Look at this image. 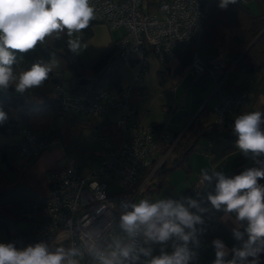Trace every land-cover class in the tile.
I'll return each instance as SVG.
<instances>
[{"label": "built area", "instance_id": "built-area-1", "mask_svg": "<svg viewBox=\"0 0 264 264\" xmlns=\"http://www.w3.org/2000/svg\"><path fill=\"white\" fill-rule=\"evenodd\" d=\"M213 1L159 0L153 12L143 9V0H90V3L96 20L110 28L124 29L116 41V47L124 61L135 60L133 81L138 84L147 72L150 55L156 58L160 67L176 57L178 48L200 38ZM233 68L234 63L226 62L220 54L208 59L194 54L187 66L195 76L215 72L217 91L227 85ZM56 89L61 94L58 115L66 117L83 113L105 116L110 120L116 112L114 124L119 129L121 139L117 145L102 152L96 165L85 174L80 173L75 158L66 154L64 164L51 176L52 183L40 204L41 221L35 227L32 239L34 244H47L51 251L58 247L66 251L77 250L79 254L69 255L68 259L78 264H100L97 253L112 251L111 230L128 209L123 205H131L137 197L142 199L145 186L171 154L181 133L173 137L169 131L157 130L152 124L136 120L129 102L131 85H125L120 92L101 88L87 96L70 94L62 86ZM248 105L245 91L221 95L212 106L214 121L222 123L229 116H237ZM18 132L22 138L18 153L25 158H32L55 144L54 139L41 140L28 127H21ZM211 147L212 142H208L202 147V153L209 155ZM249 159L264 167V157ZM205 184L200 175L180 200L186 204L189 199L196 201ZM198 204L206 212L218 216L209 201ZM131 242L132 238L126 234V244ZM135 242L138 248L145 245L142 235L137 236ZM215 258L209 256L199 264H213ZM148 260L141 263L147 264ZM260 261L264 264V253L260 255ZM125 264L132 262L126 261Z\"/></svg>", "mask_w": 264, "mask_h": 264}, {"label": "trees", "instance_id": "trees-1", "mask_svg": "<svg viewBox=\"0 0 264 264\" xmlns=\"http://www.w3.org/2000/svg\"><path fill=\"white\" fill-rule=\"evenodd\" d=\"M157 3L158 1L152 2L153 8L157 7ZM219 3L220 0L213 1L204 21L200 38L188 46L177 49L176 58L178 59V65L175 71L181 72L182 69L186 68L190 58L194 54L198 56L200 44L205 43L215 49V53L210 56L220 54L226 62L234 63L232 72L240 71L244 73V81L251 83L256 80V77L264 76V14L253 13L245 2L241 0H237L235 4H229L226 10L219 8ZM95 22L99 21L93 18L89 26L81 31V40L83 42L91 37L93 33L92 25ZM68 41L67 30L58 33L54 32L52 35L47 36L43 42H38L34 49L26 53L15 52L17 62L12 65V68L14 75L17 77L21 72L30 69L35 63L48 66L52 59L60 62L62 70L55 71L51 69L47 79L40 87L29 88L22 93L15 90L14 83L10 84L7 90H0V110L6 114V117L11 109L17 110L15 118L7 117L4 122L0 123V136H7L11 131L18 132L19 128L28 127L36 132L41 140L54 139L56 142V139L62 138L59 127L54 124L55 118L58 116L57 108L61 101V94L58 93L57 86H62L70 94L80 96L91 95L101 88L120 92L125 86L121 80V66L124 64V59L116 47L117 40L109 43L100 55L87 64H83L75 51L69 48ZM210 56L202 59H208ZM64 72L68 73L67 78L64 77ZM158 76L161 84L165 85L168 82L166 64L159 67ZM81 78H85L87 80L86 83H79ZM260 83L261 81L258 84ZM247 87L236 85L230 88L227 84L219 92L221 95L241 90L246 92ZM133 89L134 86L131 85V92ZM248 100H250L249 97ZM209 112L212 114V118H205L204 116ZM239 115L229 116L224 122L217 123L214 121L212 108L209 109V106L204 104L187 125H183L182 128L177 130H168L164 123H152L157 130L171 132L173 137L181 134L175 142L171 154L148 181L144 188L142 199L154 202L153 196L169 183V176L172 171L178 167L188 171V157L197 149L202 139L209 142L216 138L237 141L238 136L233 132V125ZM66 121L69 124H75V116H66ZM261 128L264 129V125H261ZM21 140L22 138L15 145L17 149ZM10 146L9 142H0V163L5 167L4 178L0 179V196L9 189L12 182L16 179V176L8 178L7 173H16L17 175L19 173L11 162V158H9L8 148ZM72 152L70 151L69 153L72 155ZM38 155L26 158V166L32 163ZM262 157L264 156L258 157V159ZM253 167L259 168L258 163L248 158L246 163L238 162L230 173L224 174L231 178ZM24 173L25 170H23L22 176ZM213 173L209 172L208 174L213 177L211 182L206 181L208 194H215L216 179ZM51 183L52 180L50 178L49 186ZM258 183L264 185V179H258ZM196 201L201 204L208 202L200 198V196L197 197ZM40 208V205H36L31 211L14 212L10 206H0V228L5 230L11 243H14L17 249H19L17 246V234L31 243V245H34L32 233L41 221ZM127 210H130V207ZM201 217L203 223L200 225L203 228L200 231L201 234L197 237L206 239L211 244H213L212 242L215 239L222 240L225 228L222 225L213 226L219 218V213L218 216H215L203 211L201 212ZM25 221L30 223V225L28 229L22 231L20 223ZM118 222H120V219Z\"/></svg>", "mask_w": 264, "mask_h": 264}, {"label": "clouds", "instance_id": "clouds-1", "mask_svg": "<svg viewBox=\"0 0 264 264\" xmlns=\"http://www.w3.org/2000/svg\"><path fill=\"white\" fill-rule=\"evenodd\" d=\"M237 0H220L219 8L226 10L229 4ZM94 18V8L90 0H0V90H7L15 84L17 92L40 87L51 70L49 66L35 63L30 69L17 77L12 65L16 63L15 52L26 53L35 48L38 42L54 32L67 30V35L80 33L89 26ZM72 51L79 47L78 40L69 39ZM6 114L0 110V123L6 120ZM264 112L255 111L239 115L233 125L238 136L236 146L245 157L256 159L264 156ZM215 194L209 193L207 200L225 215L235 214L238 227L233 229L241 247L231 249L232 258L226 259L229 249L220 239L213 240L215 260L213 264H261L260 255L264 253V185L258 179H264V167L249 168L231 178L221 171H215ZM204 181L211 182L212 176L202 173ZM130 210L120 216V227L132 238L131 243L117 241L115 248L108 253L98 252L100 264H135L140 256L151 257L147 264H190L196 258V252L189 244L199 247L196 238V225L203 220L198 212L206 209L195 200H188L187 206L171 198L150 202L141 199L138 203L124 204ZM196 209V212L190 211ZM239 222H246L244 230H239ZM187 230V231H186ZM144 237L145 243L165 245L175 239L172 252L161 249L153 256L150 248L137 247L135 238ZM247 236L245 240L244 237ZM75 249L65 250L58 247L51 251L41 242L17 249L14 243H0V264H78L69 260L76 256ZM251 258V259H249Z\"/></svg>", "mask_w": 264, "mask_h": 264}, {"label": "crops", "instance_id": "crops-1", "mask_svg": "<svg viewBox=\"0 0 264 264\" xmlns=\"http://www.w3.org/2000/svg\"><path fill=\"white\" fill-rule=\"evenodd\" d=\"M159 0H143L142 7L145 11H155L156 8H153L152 2H156ZM250 11L255 14H264V0H248L245 2ZM113 29L108 28L106 25L95 22L92 25V35L85 42L81 40V32L74 33L72 37L69 39L78 40L79 47L76 49L75 53L77 54L79 60L83 64L89 63L92 59L100 55L112 41H116L122 33L119 35L113 36ZM199 53V52H198ZM215 53V49L211 48V50L206 53L204 56H198L200 58H207L211 54ZM178 65V59L175 57L170 60L166 67L168 68V81L170 82V78L172 77H181L180 74H187L189 70L187 68L182 69V72H176V66ZM48 66L50 69L55 71H61V64L58 60L52 59ZM158 62L153 55L149 56L148 69L145 73L142 82L138 84H134L133 81V62L131 64H123L121 66V80L123 85H133L134 89L129 95V102L131 106V110L133 113V117L142 122L144 124H152V123H164L165 127L168 130H177L182 128L183 125H187L194 116L199 112H197L192 118L191 116L184 115L181 118V123L175 127L174 123L176 119L173 116H166L164 114V108L160 107V104H168L169 103H161V99L158 97V92L164 84H161L158 76ZM187 69V70H186ZM238 72V71H235ZM232 72L230 75H232ZM241 74H235L231 76L227 80V84L230 88L241 85L248 86L246 89L247 96L250 98L249 105L242 110L243 113L261 111L264 112V76L256 77V80L248 83L244 81L245 74L242 72H238ZM206 74V73H205ZM178 75V76H177ZM210 77L214 81H216L217 74L209 73ZM203 76V75H201ZM180 78H176L175 81L167 82V87H172V83H175ZM261 81L260 84H258ZM165 88V87H164ZM175 91V88H171ZM217 94L216 98L209 105V109L220 99L221 93L213 88L210 97ZM207 104V103H205ZM208 105V104H207ZM203 107V106H202ZM17 110H10L7 117L15 118ZM86 115V114H83ZM75 116L76 123L69 124L66 121V117L64 121L61 123L62 126H59L62 134L61 144L59 146H53L50 148H46L43 150L33 161L35 164L39 163L41 166L45 167L46 171V183L43 186L35 185V176L27 177L28 169H26L30 164H27V160L24 156H19V163L11 158V162L18 169V175L16 173H9L10 176L8 178H13L16 176V179L12 182L9 189L0 196V206H10L11 209L16 211H31V209L40 205L46 195L49 188L50 178L57 167L56 161L63 158L65 148L72 147L73 148V157L79 167V170L84 167V165L91 164L94 166V162H98L100 159L101 153L112 148L117 145L120 141V132L118 127L114 124V117L117 114H114L113 118L107 120L105 116H90L86 115L81 118L78 115ZM205 118H212V114L209 112L204 116ZM59 124V125H61ZM176 124V123H175ZM173 126V127H172ZM82 128V130L78 129ZM88 128H92L95 130V133L88 137L83 134V130ZM203 141V142H202ZM209 141L202 139L198 144V150L201 151L202 147L206 145ZM18 143V142H17ZM197 150V149H196ZM191 153L188 157L189 170L185 171L187 176L185 179L179 180L176 183H172L169 176V183L161 189V191L153 196V201L155 202L158 199H173L178 202L184 203L180 200L182 194L190 189V187L194 184L197 178L202 175L203 172H215L221 171L223 173H230L234 169V165L238 162H247L249 157H245L243 153L236 146V141H232L225 138H216L212 141V147L209 155H205L200 152V154ZM65 162V159H64ZM63 162V163H64ZM90 166V167H91ZM25 168V169H24ZM29 168V167H28ZM25 170L24 175L22 176V172ZM185 170V169H184ZM48 173V175H47ZM172 173V172H171ZM8 174V173H7ZM171 175V174H170ZM6 180V179H3ZM10 180V179H9ZM208 189L207 184L201 190L200 198L207 200ZM208 201V200H207ZM187 206L186 203H184ZM190 211L196 212V209H190ZM218 211V210H217ZM219 218L216 223L213 225H222L225 228V234L222 238V241L229 249V255L226 259L232 258L231 249L233 247H238L239 241H237L233 235V229L238 227V222L235 219V214L225 215V213L221 210L218 211ZM197 214L201 215V212ZM30 224V223H29ZM244 226H246V222H239V230L243 231ZM197 233L196 238L199 241V247L196 248L193 244H189L190 248L196 252V258L190 262V264H199L205 258L209 256H215V248L214 245L211 244L206 239H199L197 236L201 234L202 225H196ZM2 229V228H1ZM5 231V230H4ZM187 231V230H186ZM6 233V232H5ZM7 235V234H6ZM246 236V235H245ZM18 242L20 240L23 241V248L31 245V243L22 239V237L17 234L16 236ZM175 239L170 240L165 245L157 244V243H145L144 248H150L152 251V255L156 256L161 253V249L167 251L169 254L172 252L173 243H176ZM0 243H11L8 236L6 237L0 230ZM19 249H21L18 246ZM151 257L140 256V259L135 262V264H142L141 262L146 259H150Z\"/></svg>", "mask_w": 264, "mask_h": 264}, {"label": "rangeland", "instance_id": "rangeland-1", "mask_svg": "<svg viewBox=\"0 0 264 264\" xmlns=\"http://www.w3.org/2000/svg\"><path fill=\"white\" fill-rule=\"evenodd\" d=\"M102 24H104V23H102ZM104 25H106V24H104ZM108 28H110V27H108ZM110 29H113V31H112L113 36L119 35L120 32L121 33L124 32V29L122 27L110 28ZM211 48L213 49V47H211L210 45L205 44V43H203V44L201 43L200 44V50L198 53L199 56L206 55V53H208V51L211 50ZM132 62H133V78H134L135 63H136L135 60L134 59H126L124 61V64H131ZM238 72H234L232 75L229 76V78L235 74L236 75L241 74ZM183 73L184 72H182V74H180L181 77L170 78L169 79L170 82L175 81L176 78H180V79L177 82L172 83V85H171L172 87H170V88L166 86V84H167L166 83L164 86L165 88L162 87L157 94L158 97L162 100L161 103L164 102V103L170 104V105H168V104L161 105L160 104V107L165 109L164 114L166 116L170 115V116H173L174 119H176V122H175L176 124L174 123L175 127H177V125H179L181 123L180 122L181 118L184 115L187 114V116H191V118H192L202 108V106L205 103H207L208 106L210 104H212V102L214 101V99L217 96V94H215L212 97H210V94H211L213 88L215 87V81L213 83V80L210 77L209 72H207L206 74H203V76H200V77L195 76L190 71L187 74H183ZM213 74H216V73L213 72ZM64 77L65 78L68 77L67 72H64ZM170 82H169V84H171ZM173 87L175 88V91H173L171 89ZM114 114H116V112H114ZM86 115H83V113H80V114H78V117L83 118ZM63 121H64V118L62 116L58 115L55 118L54 124L57 125L58 127L59 126L61 127L62 126L61 123ZM59 124H61V125H59ZM78 129L82 130V128H78ZM60 133H61V130H60ZM92 133L93 134L95 133V130H93L92 128H88V129L86 128L83 130V134L87 135L88 137H91ZM20 139H21V135L18 132H14V131L13 132L11 131V133L7 136H0V142H9L10 143L11 146L8 148V154L17 163H19V161H20V159L18 158V155L20 156V154L18 153V149L15 145L17 144V142ZM61 140H62V138L56 139L55 144L52 146H48L47 148H50L53 146H59L61 144V142H60ZM65 149L66 150L64 152L65 154H64L63 158L56 161L58 168L64 164L63 162H64V159L66 157V154H68L70 151L73 150L72 147L65 148ZM200 152L197 148V150L192 152V154H193L192 156H194L195 154H200ZM72 155H73V153H72ZM96 163L97 162H94L93 165L95 166ZM90 166H91V164H88V163L86 165H84V167L82 169H80V173L85 174L86 172H88V170L92 167V166L91 167ZM28 167L26 168V169H28V172H27L28 176H26V178L27 177L29 178L31 176H35V174H37V176H35V180H34L35 185L43 186L46 183V171L47 170H44L45 167L41 166L39 163L35 164L34 162H32ZM4 169H5L4 165L0 163V179L4 178L3 177ZM47 175H48V173H47ZM8 176H10L9 173L7 174V177ZM186 176H187V174H186L185 170L181 167H178L174 171H172V173L170 175V180L172 183H176L179 180L185 179ZM138 202H139V198L137 197L134 203H138ZM29 225L30 224L27 221L21 222L20 223V229L22 231H24V230L28 229ZM0 230L7 237L4 229L0 228ZM111 241H112V248H111L112 250H113V248H115L117 241L121 242L122 244H126V233L121 229L120 222L115 224V226L111 230ZM18 246L21 249H23L24 243L22 240L19 241ZM241 246H242V244L240 242L238 247H241Z\"/></svg>", "mask_w": 264, "mask_h": 264}, {"label": "water", "instance_id": "water-1", "mask_svg": "<svg viewBox=\"0 0 264 264\" xmlns=\"http://www.w3.org/2000/svg\"><path fill=\"white\" fill-rule=\"evenodd\" d=\"M86 79L85 78H81L80 80H79V83H81V84H84V83H86Z\"/></svg>", "mask_w": 264, "mask_h": 264}]
</instances>
